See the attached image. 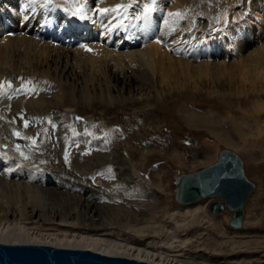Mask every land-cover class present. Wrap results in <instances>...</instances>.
Returning a JSON list of instances; mask_svg holds the SVG:
<instances>
[{"label":"bare ground","instance_id":"6f19581e","mask_svg":"<svg viewBox=\"0 0 264 264\" xmlns=\"http://www.w3.org/2000/svg\"><path fill=\"white\" fill-rule=\"evenodd\" d=\"M51 1L54 2L52 4L48 0H32L30 4L28 2L27 5H30L32 12L28 13L29 9L25 10V19H23L20 12L22 7L18 5L17 0H0V18L7 17L9 19L12 12L16 14L13 17L15 27L13 25L10 27L11 30L15 28L12 33L6 32L7 30L0 23V78L3 77L2 84H0V102L9 104L11 99L7 97L8 94L19 93L22 88L28 89L30 82H36L34 78L40 81L44 79L48 81L46 83L47 89L42 90L41 93H39L41 90H37L39 92L36 93V96L28 93L22 98H16L17 95L15 94L16 97L11 100L13 104L12 115L21 109H26V115L24 114L23 118L29 119L31 122L34 121L33 117L41 114L47 115L50 110L55 113L69 112L70 115L71 112H78L77 107L81 103L88 106L110 103L105 99L106 90L110 93L112 91L121 93L123 98L129 102L143 104L149 101L150 97L155 98L160 94H158L159 89L153 88L156 83L160 84L162 90L166 89L164 85L170 90L172 88L183 89L185 81H189L192 76L194 79H201L207 76H215V74L217 76L227 75L235 81L237 76H240V78H245L248 83L252 82V85L254 81L260 79L264 88V41L258 46L248 48L250 44L255 42L254 39L260 37L256 38V35H253L254 31L249 28V24L246 25V19H240L239 22L226 25L227 27H224L222 33H212L211 30L214 27L211 28L212 21L201 22L196 19H180L182 21L178 23L177 20L179 19L170 20L171 17L159 21L163 7L170 0H154V2L153 0H100L95 4V7L98 8L97 11H94L92 0ZM177 1L187 2L186 0ZM117 5H124L127 11L124 8L106 13L99 11V9L104 8L113 9ZM145 5L151 7L146 19L144 18ZM77 9H82V12L78 14L80 17L83 16V18L79 17L80 20L76 18V15H73ZM49 11L56 16L59 13L64 14V19L59 21L55 19L53 23L56 24L55 26L60 31L61 36L58 33V35L54 34V37H50L48 30L37 28L39 22L49 15ZM172 11L178 13L180 10L174 6ZM36 13L37 16H34ZM34 18L37 19L34 27L31 28L30 25L32 26ZM157 21L162 24L160 27L157 25ZM91 25L94 26V30L103 26L104 33L99 34L100 36H94V40L89 42L90 34L86 33L88 31L91 33ZM66 27L68 28L67 31ZM79 33H83L82 36L80 35L81 37H79ZM76 34L78 38L73 40L71 35ZM69 36L70 40L66 42V37ZM159 40L169 42L163 50L158 43ZM147 41L152 42L148 48L144 45ZM167 47L173 48L172 54L168 52ZM232 52L237 56L232 62L229 60L227 62L225 58ZM241 55L242 57H240ZM220 57L222 60L219 59ZM261 65L263 68L259 71ZM12 74L19 76V86L10 80ZM250 79L251 81H249ZM234 87L233 94L237 96L243 92L247 94V89L244 87L241 89L238 88V85ZM148 89L149 91L153 90V93L147 94ZM251 89L253 90V88ZM18 90L19 92H16ZM31 90L28 92H32ZM255 97L257 98V96ZM119 103L116 102L114 105ZM183 104L186 105L183 110H185V118L189 122L188 124H201V122L207 125L214 122L215 125L220 124L217 113L214 114L212 107L213 111L203 109L196 103L189 101ZM254 106L259 112L264 108L262 104ZM108 107L111 110V103ZM223 111L225 112V110ZM6 115L8 116V114ZM89 118L91 119L89 124L93 126L95 123L103 126L105 122L101 119L96 122L97 119L91 116ZM243 121L245 120L243 119ZM0 123V145L1 142H9L10 145L9 149H3L0 146V242L89 249L106 255L124 256L160 264H264L262 257L243 259L242 261L232 259L237 254L242 253L257 255L263 251V241L243 240L244 235H228L227 240L220 241L221 243L213 242L215 245L210 246L203 244L201 237L191 238L188 241L176 240V233L174 235L167 228L156 225L158 220L153 218L154 213L151 214L148 211L150 205L154 206L153 196L150 197L148 194L146 201L143 199L144 202H142V200H138L136 195L138 188L149 191L155 184L149 181L147 184L146 181H142L139 170L135 169L133 164L131 165L126 153L117 148L106 156L99 155L98 148L100 146L91 150V153L89 147L88 154L85 153L86 149L85 151L75 150L69 158L65 155L67 160H64L61 159L62 155L58 149L59 146L57 147V142L52 145L51 142L53 143V141L50 139L51 147L44 145L48 147H44L46 150L39 148L42 149V153H35L37 157L33 158L34 149H31L32 154L29 156L24 147L25 153L17 149L13 145V141L2 138L10 136L9 124L4 115L0 116ZM32 126L35 125L32 124L28 128L29 134L32 133L31 130H34ZM122 128L124 134L127 135L129 127L122 126ZM213 129V131L217 130V128ZM261 130L264 131L263 128ZM225 133L227 132H224L225 138L223 139L225 142L227 141L226 144H232L233 142H230ZM137 134H134L136 138ZM82 136L84 139L86 134ZM62 137H64V133H62ZM88 138L87 140H89ZM67 141L69 143V140ZM41 142L45 141H40V145ZM78 142L77 144L80 143ZM66 143L65 145H67ZM77 144L75 143V145ZM68 145H63L61 148L64 147L65 150ZM86 145L88 146V143ZM70 146L72 147V145ZM167 153L169 154V152ZM22 154L25 159L20 158ZM130 154L135 153L130 152ZM43 156L44 163H49L45 165L42 162L39 163L37 158ZM197 162L198 160L193 163ZM15 163L20 168L18 171L19 168L17 167L15 175L23 171V181L7 179L10 177ZM21 168L23 169L21 170ZM106 168L107 170L111 169L113 174L114 171L119 174L118 182L101 181L100 178H96L98 175L96 172L102 170V174H104ZM99 176L102 178L101 175ZM55 178L62 186H58L57 182L54 181ZM33 179L36 183L32 182ZM93 180L95 184H93ZM114 185L117 187H113ZM160 185L157 184L154 189L163 192L164 188L162 189ZM73 186L78 187L79 191L76 188L75 191L68 190L69 188L72 189ZM15 187L20 192V195H17L18 198L22 196L20 207L16 204L14 206L13 202L10 201V197L13 195L11 193ZM113 190H119L121 197H124V194L130 196L126 195L128 197L121 199V202L119 199L121 197H119L116 201L114 197L107 196H112ZM104 198L110 199L105 200L106 202L101 201ZM213 201L215 200L211 199L207 205L196 202L188 205L178 201L183 206L184 212L174 214L179 217L189 216L202 225V222L209 220V215L216 214L209 208ZM227 210L231 211L228 208L223 211ZM174 214H171L170 217ZM214 224H217L221 234L227 235L221 230L220 223L214 222ZM254 224L243 219L240 227L250 229V227H254ZM169 241L173 242L169 243ZM262 255L264 256V254Z\"/></svg>","mask_w":264,"mask_h":264},{"label":"rangeland","instance_id":"374dc122","mask_svg":"<svg viewBox=\"0 0 264 264\" xmlns=\"http://www.w3.org/2000/svg\"><path fill=\"white\" fill-rule=\"evenodd\" d=\"M30 1L32 0H27V1L17 0V3L20 6L23 5L24 8L26 7L28 2L30 4ZM97 1L100 0H92L94 11H97L98 9L97 7H95ZM186 1L187 2H182L177 0L168 1L162 9L161 17L159 21L168 19L169 17H171L170 20L179 19L177 20L178 23L182 21L180 19H196L201 22L212 21L213 24L211 25V28L214 26L211 30L212 33L214 32L222 33L224 27H227L229 24L233 22L234 23L239 22L240 19L241 20L246 19L247 22L246 25L249 24V28L253 29L254 31L253 35H256V38L258 36L260 37L254 39L255 42L253 41L254 43L250 44L248 48L251 47L253 48L254 46H258L259 44H261L262 41H264V32H263L264 31V23H263L264 0H186ZM174 6L179 8L180 11L178 13L180 15H175L176 13L172 11V8ZM23 11L24 10L22 9L21 10L22 14L24 13ZM170 13L173 15H169ZM79 17L80 15H76V18L80 20L81 17L80 18ZM157 25L160 27V25L162 24H160L157 21ZM90 27H92L91 33H89L90 31L86 33V34H90L91 39L89 38V42H92L97 35L100 36L104 33V30H102L103 26H100L101 28L99 27L100 29L98 28L97 30H94V26L92 25ZM54 33L55 31L51 32L50 37H54L52 36ZM56 33H60V31L56 30ZM82 34L83 33L81 34L79 33V37H81ZM76 37L78 38L77 34L71 35V38L73 40L77 39ZM66 38H67L66 42H68L70 40V36ZM150 43L152 42L147 41L144 44L145 47L148 48ZM158 43L161 45L163 50L169 42L159 40ZM167 48H168V52L172 54L173 48L172 47H167ZM236 56L237 54L232 52L230 55L227 56V58H225V60L227 62L228 60L232 62ZM240 57H242V55ZM221 58L222 57H220L219 59ZM262 66L263 65H261V67L259 68V71L262 70L263 68ZM215 76H211V77L207 76L201 79H197V78L194 79V76H192V78L189 79V81H185L186 86L184 85L182 87L183 89L172 88L170 90L167 89V86L164 85L166 89L162 90L160 84L156 83L153 86V88L159 89L160 91L158 90V94L159 93L160 94L157 95V97L155 98L150 97L149 101H146L143 104L141 103L139 104L138 102L137 103L129 102L128 100H125L126 98H123V95H121V93L119 94V92H115V91L114 92L112 91L110 93L108 90H106L105 99L107 102L109 101L111 103L113 108V109L111 108V110L108 107L110 103L108 104L106 103L105 105H94V106L92 105L88 106L81 103L77 107L78 112L75 113L71 112V114L69 115V112L60 111L58 113H55L53 110H50V113L47 115L41 114L36 117H33L34 121L31 122L29 119L23 118L24 114L26 115L25 113L27 111L26 109H25L26 111L24 109H21V111H17L16 114L15 113L13 115L11 114L13 113V104L11 103V100L15 98L16 95H17L16 98H22L24 95H27L28 93H32L33 96H36L37 95L36 93L39 92L37 90H41L39 92L41 93L42 90L45 91V89H47L46 83L48 81H46L45 79L40 81L37 78H34L36 82L35 81L34 83L33 81L30 82L29 83L30 87L28 89L23 88L20 91L21 93L19 92V93L8 94L9 96L7 97L11 99L10 102L8 101L9 104L0 102V116L4 115V118H6L9 124L8 129L10 132L9 137L6 136L2 138H8L9 141H13V145L17 149H19L24 153L26 151L29 156L30 154H32L31 149L32 150L34 149L32 154L33 158H36L37 154L42 153L41 151L42 149L46 150L45 148H48L45 147L46 145H49V147H51L50 139L53 141V143L51 142L52 145H54L57 142V147L59 146L58 149H60V154L62 155L61 159L64 160H67L65 157L67 156V158H69V156H71V154L75 150L85 151L86 149L87 151L89 150L90 147L89 150L90 152L91 150H94L99 146L102 148L106 146V148H103L104 150L102 148L100 149V147L98 148V152L100 153L99 155L106 156L117 148L119 151L126 153V156L130 161L131 165L133 164L135 169L139 170L140 179L142 181H146L147 184H149V182H153V184H155L154 186H156L157 184H161L160 186L162 187V189L164 188L163 192L159 191L156 188L154 189V186L153 188L149 189V191H145L143 190V188H138L136 190V195L138 196V200H142V202L146 201L147 199L146 196H148V194L150 197L153 196L152 197L153 201L155 200L154 206L153 205L149 206L148 208L149 213L151 214L154 213L153 218L156 221L158 220L156 222V225L158 226L161 225L165 229L167 228L174 235L176 233L177 235L176 240L178 239V240L188 241L191 238L196 239L197 237L198 238L201 237V241H203V244L212 246L215 245L213 244V242L221 243L222 241L227 240L228 235H235V236L244 235L245 237H243L244 238L243 240H252V241L260 240L263 241V245H264V131L261 130L262 128L264 129V123H263L264 108L261 109L259 112L258 110H256V107L254 106V105L262 104L264 107V88L262 87V81L260 79L259 80L257 79V81H254L255 84L253 82L254 85L253 86L252 82L248 83V81L245 78L242 77L240 78V76H237L236 81L235 79H232L233 80L232 81L231 80L232 77H229L227 75L217 76V74H215ZM157 77L160 78L159 75H157ZM249 81H251V79ZM236 85H238L239 86L238 88L240 89L242 87L247 89V94H245V92L242 93L243 95L240 93L241 96L240 95L237 96L233 94L232 92L235 91L234 86ZM34 88L36 89V91ZM251 88H253V90ZM254 89L257 91H255ZM28 90H31L32 92L30 91L28 92ZM148 93L152 94L153 90L149 91L148 89L147 94ZM255 96H257V98ZM173 100H175L176 102ZM114 101L120 102L119 103L120 105L117 104L115 106L114 104L116 102ZM184 101L196 103V105H199V107H202L203 109H208L211 111L214 110L213 112L214 114L217 113L216 115L220 121V124L215 125L216 124L215 122L212 124L210 123L208 125L206 123L204 124L203 122H201V124L203 125H201L200 123H196V124L192 123L193 125L188 124L189 122L185 118V112H184L185 110H183V107L184 109L186 107V105L183 104L186 103ZM211 107L213 110L211 109ZM214 108H216L217 110ZM223 110H225V112ZM136 113L139 114L137 115ZM6 114H8V116ZM89 116L96 118L97 119L96 122H98L100 119L105 121L103 126L98 123H95L94 126L92 124H89V122H91ZM241 117L245 121H243ZM87 119L89 120L87 121ZM248 120L249 123H247ZM32 124L35 125L32 126L34 130L33 131L31 130L32 133L29 134L28 128ZM260 125L262 128L259 127ZM48 126H50L51 128ZM114 126H116L117 128ZM122 126L129 127L128 130L129 132L127 135L124 134V129L122 128ZM53 127L55 131L53 130ZM211 128L212 129L217 128V130H215L216 132L213 131L214 129L212 130ZM49 132H50V136H49ZM224 132H227L225 134L228 136L230 142L231 141L233 142L232 144H226L227 141L225 142V140L223 139L225 138ZM62 133H64V137H62ZM85 134L86 136H84L83 139L82 135ZM134 134L135 135L137 134L138 139L135 137ZM48 136L49 138H47ZM87 136L91 138H88ZM58 137L60 142H58L59 141ZM87 138L90 141L87 140ZM63 140L65 143L67 142L66 143L67 145L69 144L68 145V147H70L69 149L68 147H65V150L64 147L61 148L63 145L67 146L65 145ZM67 140H69V143ZM40 141H45L46 143L41 142L42 145L41 147L39 143ZM75 141L77 142L79 141L80 143L79 142L78 143L80 144V146ZM86 142L88 143V146L86 145L87 144ZM75 143L77 145H75ZM94 143L96 144L94 145ZM70 145H72V147L75 148H72ZM23 147L25 148V151ZM223 149L233 150L243 159L246 175L256 185L255 188L249 194L248 200L244 206V215H245L244 220L255 223L254 227L252 228L250 227V229H247V227H240V228L233 227L230 223L233 213H230L231 211L229 210L216 213L215 215L213 214V216L208 214L209 220L202 222V225L200 222H199L200 224H198L197 221L191 219L189 216L179 217L176 214H174L176 212H184L183 206L181 205V203L178 202L175 196L176 178L180 174L194 172L214 163L218 159L219 154ZM68 150H70L71 152H69ZM86 151L85 153L88 154V151L87 152ZM165 151L169 152V154L168 153L166 154ZM63 152L68 154H64ZM130 152L131 153L134 152L135 154L131 155ZM35 153L37 154L35 155ZM82 153L84 154V152ZM20 158L25 159V156L22 154V157ZM43 158L44 156L37 158L39 159V163L42 162L43 165L49 163V162L44 163ZM196 160H198V162L193 163ZM22 169L23 168H21V170ZM110 170L109 169L107 170L106 168L104 170L106 171V173L104 174H102L103 173L102 170L100 171L101 173L97 171L96 173L98 175H96V178H100L101 181L105 180L109 182H118L119 174L116 171H114L113 174V172ZM18 171H20V168ZM23 173L24 172L22 171V173L20 172L19 174L15 175L14 172V176L11 175L7 179L10 178L15 181L16 180L23 181L24 178ZM110 174L113 175L109 176ZM99 175H101L102 178ZM35 179L37 180L36 177ZM88 179L91 180L89 177ZM54 181H56V178L54 179ZM32 182L36 183L34 179ZM56 182L58 186H62L60 182L58 181ZM93 184H95L94 180H93ZM113 187H117V185H114ZM73 188L72 189L69 188L68 190L75 191L76 186L75 187L73 186ZM76 189H78L79 191L78 187ZM18 191L19 190L17 189V187H15V190L13 189L14 193L13 192L11 193V195L12 194L13 195L10 197V201L13 202L12 204L14 206L18 205V207H20L22 205V201H21L22 196L18 198V196L20 195V192ZM15 192L18 194H16ZM113 192H112V196L110 195L107 196H109L110 198L114 197L115 198L114 200L121 197L119 196L120 195L119 190H113ZM101 193L103 195V192ZM126 195L129 194H124L125 198L128 197ZM124 197L119 198L120 202L123 200ZM110 198H104V200L101 201L106 202L105 200H109ZM211 199L217 200L219 198L207 197V198H203L202 200L196 203L199 204L205 203V205H207ZM171 214L174 215L170 217ZM214 222H217L218 224L220 223L221 230L223 232H226L227 235L221 234L220 231H218V228L216 226L217 224L215 225ZM172 242L173 241H169V243ZM262 250L263 251L257 253V255L242 253V254H237L232 259L236 261H242L243 259L247 260L251 258L262 257L263 260L264 256L262 254H264V248Z\"/></svg>","mask_w":264,"mask_h":264},{"label":"water","instance_id":"95a60500","mask_svg":"<svg viewBox=\"0 0 264 264\" xmlns=\"http://www.w3.org/2000/svg\"><path fill=\"white\" fill-rule=\"evenodd\" d=\"M2 77L0 78V82ZM176 199L191 204L207 197H219L210 204L213 213L233 211L231 225L240 227L244 206L255 183L246 175L243 159L233 150L223 149L218 159L194 172L180 174L176 180ZM0 264H160L124 256L106 255L89 249L45 244L0 242Z\"/></svg>","mask_w":264,"mask_h":264},{"label":"snow or ice","instance_id":"6c2138e0","mask_svg":"<svg viewBox=\"0 0 264 264\" xmlns=\"http://www.w3.org/2000/svg\"><path fill=\"white\" fill-rule=\"evenodd\" d=\"M48 2H51V0H48ZM153 2H154V0H153ZM120 8H124V5H117L113 9H107V8L99 9V11L101 13H106V12H109V11H116L117 9H120ZM124 10L127 11V8H124ZM150 11H151V7L149 5H145V9H144V18L145 19L147 18V15H148V13ZM80 12H82V9H77V11L73 13V15H78V14H80ZM169 15H173V14L170 13ZM175 15H180V14L176 13ZM81 18H83V16H81ZM25 126H27V125H25Z\"/></svg>","mask_w":264,"mask_h":264}]
</instances>
